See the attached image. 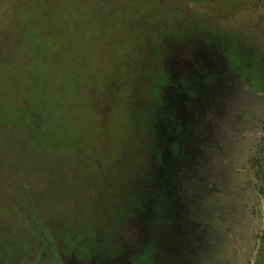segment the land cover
Returning <instances> with one entry per match:
<instances>
[{
	"label": "rangeland",
	"instance_id": "rangeland-1",
	"mask_svg": "<svg viewBox=\"0 0 264 264\" xmlns=\"http://www.w3.org/2000/svg\"><path fill=\"white\" fill-rule=\"evenodd\" d=\"M104 245L264 264V0H0V264Z\"/></svg>",
	"mask_w": 264,
	"mask_h": 264
},
{
	"label": "trees",
	"instance_id": "trees-1",
	"mask_svg": "<svg viewBox=\"0 0 264 264\" xmlns=\"http://www.w3.org/2000/svg\"><path fill=\"white\" fill-rule=\"evenodd\" d=\"M204 24H202L201 26H203ZM161 89V88H160ZM152 137H154V135L152 136ZM155 138V137H154ZM157 138V137H156ZM152 153V154H154L155 152H157V148H156V146L153 148V149H149L148 150V153ZM122 156H123V154H122ZM140 157V156H139ZM143 158V157H142ZM142 160V159H141ZM137 171V170H136ZM136 171H135V173H136ZM143 171H144V168H143ZM142 171V173H141V175H139V177H137L136 178V180L134 181L135 183H137V187H136V192H137V189H138V194H136L135 193V195H136V197H134L133 198V202L132 203H134V200L136 201V200H138L139 199V197H140V191L142 190V188L140 189V191H139V185H142V187H143V189H144V187L146 186V184L148 183V181L150 180V178L151 177H149L148 178V175H149V173L147 174V176H146V173H147V169H146V171H144L143 172ZM135 183H134V186H135ZM137 196H139V197H137ZM116 200V199H115ZM112 201L111 202V205H110V207L107 209V211H106V217H108L109 216V218H108V222H109V224L106 226V227H108V228H110L109 230V234L107 235V236H110V238H112V237H115V238H118V237H120V232H121V228H122V226L124 225V223L126 222V220L130 217L129 215H130V210H125V211H127L128 212V214L126 215V216H124V217H121V215H119V214H121V213H123V211L122 210H119L121 207H119V205H120V201L119 200H116V201ZM130 201V200H129ZM124 211V212H125ZM116 220H119L120 222V224H121V226H120V228H117L116 227V225H114V223H115V221ZM106 230H107V228H106ZM94 233V236L92 237L93 238V240L96 242V243H98V242H100L101 241V238H98L97 237V231H95L94 229H92V230H90L89 231V234L88 235H91V234H93ZM83 236H86L85 234H83L82 235V237H80V239H81V245H83V244H86L85 242H87L88 241V239L90 238V237H85L86 238V240H85V238L83 237ZM106 236V237H107ZM77 238H79V236L78 235H76L75 234V239H77ZM110 238L109 237H107V239H108V241L110 240ZM85 240V241H84ZM84 241V242H83ZM88 246V248L90 247V245H87ZM82 247V246H81ZM105 247V246H104ZM107 247V246H106ZM106 247H105V249H106ZM121 247V246H120ZM114 248V250L117 248V244H116V246L115 247H113ZM104 248L102 249V250H105ZM112 249V245L108 248V249H106V250H111ZM44 255H47V253L45 252L44 253Z\"/></svg>",
	"mask_w": 264,
	"mask_h": 264
},
{
	"label": "flooded vegetation",
	"instance_id": "flooded-vegetation-1",
	"mask_svg": "<svg viewBox=\"0 0 264 264\" xmlns=\"http://www.w3.org/2000/svg\"><path fill=\"white\" fill-rule=\"evenodd\" d=\"M104 246L106 247V245H104ZM105 247H104V249H105ZM109 247H110V245L107 246L106 249H108ZM110 252H111V250H109V252L107 253V255H102V254H104V251H98V253L93 257V259L90 260V261H87L86 263L80 262L78 259L77 260L74 259L75 260V264H77V262H80L82 264H96V263L97 264H116L117 263L116 260L120 257V252H119V255H117V256L114 255V254H110ZM116 257H118V258L116 259ZM129 257H130V255H128V258ZM140 263L142 264V262H140Z\"/></svg>",
	"mask_w": 264,
	"mask_h": 264
}]
</instances>
